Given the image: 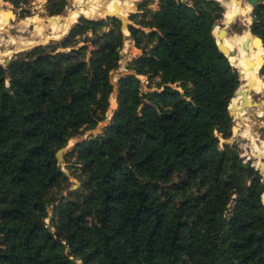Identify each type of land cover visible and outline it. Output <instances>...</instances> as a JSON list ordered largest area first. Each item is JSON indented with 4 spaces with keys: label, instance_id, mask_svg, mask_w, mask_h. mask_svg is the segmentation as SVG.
Segmentation results:
<instances>
[{
    "label": "trees",
    "instance_id": "obj_1",
    "mask_svg": "<svg viewBox=\"0 0 264 264\" xmlns=\"http://www.w3.org/2000/svg\"><path fill=\"white\" fill-rule=\"evenodd\" d=\"M151 1L130 18L149 31L127 26L144 52L117 79L109 122L65 154L75 156L68 174L77 188L55 154L105 118L120 19L80 16L60 41L0 63V264H264V184L235 145L219 147V135L231 136L239 85L213 35L226 9L217 0H158L156 9ZM65 5L48 0L47 14ZM253 11L251 32L264 42V4Z\"/></svg>",
    "mask_w": 264,
    "mask_h": 264
},
{
    "label": "rangeland",
    "instance_id": "obj_2",
    "mask_svg": "<svg viewBox=\"0 0 264 264\" xmlns=\"http://www.w3.org/2000/svg\"><path fill=\"white\" fill-rule=\"evenodd\" d=\"M69 1L70 0H66V5H65L62 13L58 14L60 16H56V17L53 16V18H49L50 15L47 14V10H46L48 0H0V20H2V15L7 14L9 11H13L16 15L15 19H13V20L8 18V22L10 24L7 27V30H5L3 33H0V40H1L0 41L1 42L0 43V51L3 52V51H6L8 49L14 50L11 52L8 51V55L3 56L4 58H0V63L3 66H5L4 65V59L6 57L11 56L10 58L12 59L16 53L28 50V48L30 49L31 47H33L35 45H39L42 43H43L42 45L50 44V43L57 42V41H60L61 39H63L67 35L70 28L78 21V18L80 16L76 19V22H73L70 25V27L68 28V30L65 33L66 35L63 34L58 39L57 38L56 39L49 38L47 40L48 42L47 41L41 42L40 40L38 41V39H37L36 44L34 43V45L32 44L31 46H28V47L24 48L23 50H17V51L14 49L15 46L11 45V36L12 37H19L20 36L21 39H23L25 41L32 39V36H31L32 24L30 23L31 25L29 24V25L25 26L26 23L24 24V21L30 19L31 21H33L34 24L35 23L39 24V23H42L43 21L58 23L62 17H65L68 15L70 9L74 8L73 0H71L72 6L71 7L67 6ZM91 1L92 0H83L84 7H87ZM99 1H119V0H99ZM135 1H138V4H135V2H134V6L135 5L136 6L134 7L133 10H131L132 12L130 13V11H129V13L127 12V14L125 15V17H124L125 24H127L126 26H128V24H133L138 28H142V30H144L145 32H148L149 31L148 28L141 27L140 25L135 24L134 20L130 19L131 15L133 13L140 12V10L138 9V5L142 0H135ZM180 1L191 3L192 0H180ZM217 1L221 4V2L219 0H217ZM243 1H244V3H248L250 5L251 9H250L249 13H247L245 15H238V17H236L234 19V21L228 26L225 25V23H224V18L226 19V17H223V19L218 22V25H220V28L224 27L225 29H227L228 34L230 35L224 39V40H226L227 45H229L230 39L232 38V36L234 34H240L244 30H249L251 32V25L253 23H255V22H252V15H255V13L253 11L254 8L248 2V0H243ZM259 3L264 4V0H258V4ZM221 6L223 7L224 12H225L224 6L222 4H221ZM148 7L151 9H156L158 7V0H152ZM225 15H226V13H225ZM82 16H84V15H82ZM84 17H86L88 19H92V18L87 17V16H84ZM116 18L119 19L121 17L117 16ZM98 19H101V17H98L95 19L93 18V20H98ZM103 19H106V17H104ZM138 19H139V17L136 18V20H138ZM18 22H20L21 25ZM109 26H110V23H109V21H107V24H105V26H103L100 31H104V30L107 31L109 29ZM120 27H121V30L123 31L122 25ZM22 29H24V32H22L23 31ZM30 30H31V32H30ZM126 31L129 32L128 29ZM6 32H7V34H6ZM251 34L255 35L252 32H251ZM91 35H92L91 32H87L84 35L78 36L77 40L82 41V40H84V38L86 36H91ZM129 36H130V32L128 35H124V43H123V46H122L121 51H120V52H124V55H120L118 68L111 72V81L113 83V91L109 96L110 108L108 106V109L106 110L107 115L105 114V118L102 121H99L98 124L93 129L85 131L81 135H76L73 137L74 140L71 139L70 142L68 141L67 145L64 147L66 151L68 149L67 152L71 151V149L73 148L74 143H75L77 138H86V137H89L90 135H97L98 133H100L102 131L103 127L109 122L112 114L114 113V110L116 109V106H117V99H116V97H117V85H116V81L122 74L131 72V71L127 70V63L130 62L133 58H136V57L142 55L144 52V50L141 48H135L138 51H135L133 49V47H136V46L134 44L133 39ZM81 44H83V43L79 42V44H77L75 47L77 48ZM130 46H131V48H130ZM230 48L232 49V47H230ZM263 48H264V46H263ZM250 49H254V48H252L250 46ZM125 50H126V52H125ZM254 50H257V49H254ZM234 57H236V56H234ZM260 68L261 69H259V74L261 77L264 78V64L262 66H260ZM252 71L254 73L253 67H252ZM261 77L257 76V80L259 81V79H260L264 82V80ZM138 78L140 79L141 86H142L143 90H145V91L150 90L147 87L148 81H149L147 79V76L146 75H138ZM159 79L160 78L158 76L154 77L151 80V86L154 87L155 83ZM238 81H239V85H238V88H239V86L240 87L242 86V81H241L239 76H238ZM260 83H262V82H260ZM172 86H175V84H172ZM153 89H155V88H153ZM181 93L184 96V93L182 91H181ZM111 97L114 98L113 101H115V102L111 103V105H110V98ZM251 99L254 101H258V102H260L261 100H264V85H263V83H262V91L260 93L253 92L251 94ZM257 110H258V107L246 110L247 111V117L250 120V122H249L250 129H248L249 130L248 132H250L251 137H250L249 133H246L243 135V130L245 129V126L242 124V122H240L234 116L232 117L230 115L232 117L231 136L228 139H224L219 135V138H220L219 147L223 148L224 143H228L230 145H235V147L237 148V150L239 152V156L241 157L242 162L247 161V162H249L248 166H252L254 169L258 170V174L260 176V179L264 184V176H263L264 175V169L260 164H258V162H261L264 164V156L261 153V151L264 150V118L258 117L256 115ZM263 111H264V107H263ZM259 114H262V113L259 112ZM65 154L63 155V158L57 160V164H58L60 169L65 170L67 173L71 172V171L73 172V166H70V165H74V163L76 162L75 156H68L66 158ZM67 176H69V174ZM73 186H75L74 188H77L79 186V181L74 176H69L68 187H69V189H74ZM54 192L55 193H53L54 194L53 198L59 199L60 197L66 195L67 190H64L61 192H57V191H54ZM52 203L53 204H45V207L48 211V216L46 218L47 226H50L49 221L52 217V209H53L54 204L57 203V201H53ZM230 206H231V203H230ZM230 206H228V207H230ZM65 252H67V249H65ZM75 261H76L75 264H78L79 261L77 259Z\"/></svg>",
    "mask_w": 264,
    "mask_h": 264
},
{
    "label": "bare ground",
    "instance_id": "obj_3",
    "mask_svg": "<svg viewBox=\"0 0 264 264\" xmlns=\"http://www.w3.org/2000/svg\"><path fill=\"white\" fill-rule=\"evenodd\" d=\"M219 1L221 2V4L226 9V15L224 16V17H226V19H230V18L234 17L235 15H245V14L249 13L250 9H251L250 5L248 3H244L243 0H219ZM134 2H135V0H119V1L92 0L87 7H84L83 0H73L74 8L70 9L68 15L65 17H62L58 23L43 21L42 23H39V24L35 23L34 24L33 21H31L30 19L24 21V24L26 23L25 26L29 25L30 23L32 24V34H31L32 39L25 41V40L21 39L20 36L19 37H12L11 36V45L15 46L14 49L17 51V50H23L24 48L31 46L32 44L34 45V43L36 44L37 39H38V41L40 40L41 42H45L49 38H54V39L57 38L58 39L60 36L65 34L66 31L68 30V28L70 27V25L73 22H76V19L82 15L90 17L92 19L93 18L95 19L98 17L104 18L107 15H113L114 14V15H117L118 17H121L124 20V17L127 14V12L129 13V11H130V13H131L132 12L131 10H133L134 7L136 6V5L134 6ZM11 12H13V11H11ZM11 12L9 11L7 14L2 15V20H0V33H3L5 30H7V27L10 24L8 22V18L14 17ZM49 18H53V17H49ZM226 19L224 18V21ZM18 23H20V22H18ZM20 25H21V23H20ZM220 29H221L220 25H218V23H217L213 27V34L216 35ZM22 30H23L22 32H24V29H22ZM126 30L127 29L124 28L123 32L125 35H128L129 32H127ZM30 32H31V30H30ZM6 34H7V32H6ZM250 35H251V32L249 30H244L240 34H234L232 36V38L230 39V46L232 48L237 47L238 53L235 55L229 56V60L234 66H236L239 69L241 79L243 80V83H242V86L240 89H243L249 83V81L251 79H255V83L253 85V91L255 93H260L262 91V83H260L257 80V76H259V69H261L260 68L261 62H259V58L263 56L264 48L260 44H257L256 45L258 48L257 50L250 49V42H249V49L244 50L242 47V44L244 41L249 40ZM225 37H228V36L217 37L216 39H218L217 40L218 42H223L225 44V40H224ZM130 48H131V46H130ZM133 49L135 51H137L135 49V47H133ZM229 49H231V48H229ZM8 51L11 52L14 50L8 49V50L3 51V52L0 51V58H4L3 56L8 55ZM125 52H126V50H125ZM234 56H236V57H234ZM231 57H234L235 59H233ZM249 61L253 65L254 73L252 71V68L247 70V62H249ZM240 98H241L240 95L233 97V99L231 100L230 106H229V112L233 113L234 117L236 119H238L240 122H242V124L245 126V129L243 130V135L246 133H249V135L251 137L250 132H248L249 131L248 129H250V125H249L250 120L247 117V111H246V104L251 99V97L249 96V97H246L245 99H240ZM231 105H232V108H231ZM263 107L264 106H261V105L258 107V110L256 111V114L258 117L264 115ZM259 112L262 114H259ZM261 153L264 156V150H262ZM258 164L262 165V167L264 169L263 163L258 162ZM263 201H264V197H263Z\"/></svg>",
    "mask_w": 264,
    "mask_h": 264
},
{
    "label": "water",
    "instance_id": "obj_4",
    "mask_svg": "<svg viewBox=\"0 0 264 264\" xmlns=\"http://www.w3.org/2000/svg\"><path fill=\"white\" fill-rule=\"evenodd\" d=\"M248 2L252 5V7L253 8H255L256 6H257V4H258V0H248ZM135 4H138V1H135ZM67 6L68 7H71L72 6V1L70 0L69 2H68V4H67ZM11 12V11H10ZM12 13V15L14 16V17H10V19H15V13H13V12H11ZM106 17H117V15H107ZM236 17H238V15H235L234 17H232V18H230V19H226L225 21H224V23H225V25H230L233 21H234V19L236 18ZM120 19V21H121V25H122V28L124 29V28H127V24H125V20H123L122 18H119ZM256 21V16L255 15H252V22H255ZM216 24H213V26H212V28L215 26ZM215 35V34H214ZM222 36H229V34H228V31H227V29H225L224 27L223 28H221L218 32H217V34L215 35V37L217 38V37H222ZM254 37H253V39H252V42H253V44H255V45H257V44H260L261 46H264V42H263V40H262V38L260 37V36H258V35H253ZM216 43H217V48H218V50L224 55V56H226L227 58H228V60H229V56H231V55H235V54H237L238 53V48L236 47V48H232V49H229L228 47H226L225 46V44L223 43V42H218L217 40H216ZM242 47H243V49L244 50H248L249 49V40H246V41H244L243 42V44H242ZM120 55H124V52H120ZM10 57H6L5 59H4V65H7V63L10 61ZM229 62H230V60H229ZM259 62H261V66L264 64V54H263V56L262 57H260L259 58ZM231 63V62H230ZM231 65L234 67V68H236L237 69V72H238V76L240 77V79H241V75H240V72H239V69L236 67V66H234L232 63H231ZM126 66V65H125ZM253 67V65H252V63L249 61V62H247V70L248 69H251ZM241 81H242V83H243V80L241 79ZM254 83H255V79H251L250 81H249V83L243 88V89H240L241 87L239 86V88L234 92V94H233V97L234 96H238V95H240V99H245L246 97H251V94L254 92L253 91V85H254ZM6 91L7 92H9V88L7 87L6 88ZM264 106V100H261L260 102H258V101H254V100H252V99H250L248 102H247V104H246V110L247 109H253V108H257V107H259V106ZM229 112V111H228ZM106 115H107V112L105 113ZM229 114L233 117L234 115H233V113H230L229 112ZM257 115V114H256ZM261 118H264V115L263 116H260ZM83 138H77L76 139V141H75V143L76 142H78V141H80V140H82ZM70 150V149H69ZM67 151H68V149H67ZM66 150H65V148H61V149H59L57 152H56V154H55V157H56V159L57 160H59V159H61V158H63V155L67 152ZM242 165L243 166H245V167H247L248 165H249V162H247V161H245V162H242ZM61 171L65 174V175H68V173L65 171V170H62L61 169ZM75 186H73V188H74ZM263 196H264V191L261 193V199H262V201H263ZM263 203H264V201H263ZM228 206H230V203L229 204H227Z\"/></svg>",
    "mask_w": 264,
    "mask_h": 264
}]
</instances>
